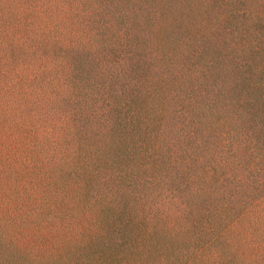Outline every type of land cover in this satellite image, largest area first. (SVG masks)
Listing matches in <instances>:
<instances>
[{"label": "trees", "instance_id": "16d2710c", "mask_svg": "<svg viewBox=\"0 0 264 264\" xmlns=\"http://www.w3.org/2000/svg\"><path fill=\"white\" fill-rule=\"evenodd\" d=\"M0 264H264V0H0Z\"/></svg>", "mask_w": 264, "mask_h": 264}, {"label": "rangeland", "instance_id": "374dc122", "mask_svg": "<svg viewBox=\"0 0 264 264\" xmlns=\"http://www.w3.org/2000/svg\"><path fill=\"white\" fill-rule=\"evenodd\" d=\"M120 80H123V78H121ZM185 96V98L183 99L184 100V103H185V109L188 111V110H190V107L187 105V102H188V100H189V98H190V94L189 95H186L185 93H183L182 94V97H184ZM183 100H182V98L180 97V98H176V101L178 102V103H182L183 102ZM183 117L185 118V119H181L182 120V122H183V125H181V126H184V129H185V131H181L182 132V135H180V136H175L176 138H179V140H178V145L181 147V148H185V147H187V148H189V146H191V145H193V144H190L191 142H190V139H191V128H190V126H186L185 125V123H186V121L188 120V118L187 117H185V115H183ZM178 125H173V126H171V129L172 130H175L176 129V127H177ZM174 136V135H173ZM169 140H170V138H168ZM171 141V140H170ZM172 142V141H171ZM250 180L251 179H249V182H250ZM42 241H43V239H41V238H32L31 236H27V237H25V238H23V245L25 246V247H27V246H30V244H31V242H32V246L33 247H36V246H39L41 243H42ZM20 242V241H19ZM44 243V242H43ZM262 255L263 254H251V256H253V257H256V258H261L262 257Z\"/></svg>", "mask_w": 264, "mask_h": 264}]
</instances>
